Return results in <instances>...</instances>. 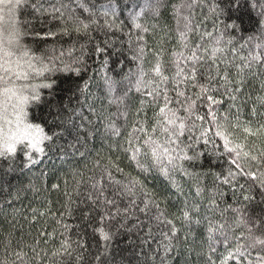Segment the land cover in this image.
<instances>
[{"label": "trees", "instance_id": "trees-1", "mask_svg": "<svg viewBox=\"0 0 264 264\" xmlns=\"http://www.w3.org/2000/svg\"><path fill=\"white\" fill-rule=\"evenodd\" d=\"M15 19L25 49L40 58L32 60L34 67L49 69L36 76L20 61L15 71L31 72L33 85L51 84L38 87L40 99L27 111L29 122L52 140L42 154L25 145L13 153L0 148V264H221L250 233L264 238V185L240 175L223 183L234 165L211 123L196 121L191 135L199 137L202 126L212 142L201 138L195 152L185 148L195 159L176 160L174 169L161 171L145 144V132L161 144L166 140L157 125L159 107L146 95L151 86L136 88L141 67L148 73L159 59L171 76L179 54L195 49L204 57L199 83L207 82L209 66L219 70L211 71L219 88L214 94L222 100L218 119L227 116L230 125L238 116L256 131L264 124V63L250 54L264 53L256 47L264 45V0H21ZM141 45L143 61L135 59ZM213 48L223 49L215 63ZM245 63L251 67L241 72L236 65ZM225 71L233 81L227 87L239 88L231 93L235 101L221 87ZM207 112L201 103L198 114ZM141 125L145 131H136ZM244 135L242 127L234 133L239 142L254 144L257 154L264 150V136L243 141ZM188 136H181V147L194 143ZM135 148L140 153L132 159ZM250 163L257 176L264 171V162ZM133 182L136 195L130 197L124 189ZM145 200L173 221L177 232L170 241L162 235L170 226L155 219L152 204L150 211H138ZM185 210L191 222L182 218ZM101 228L110 240L101 238ZM258 255L264 252L250 250L228 264H250Z\"/></svg>", "mask_w": 264, "mask_h": 264}, {"label": "snow or ice", "instance_id": "snow-or-ice-1", "mask_svg": "<svg viewBox=\"0 0 264 264\" xmlns=\"http://www.w3.org/2000/svg\"><path fill=\"white\" fill-rule=\"evenodd\" d=\"M21 3V0H0V12H3L5 9L13 17V23H17L15 20V9ZM191 3L181 5V8L191 7ZM155 10V8L153 9ZM2 18V17H0ZM187 19V18H185ZM87 28V25L83 26ZM135 27L140 28L141 25L136 24ZM188 25L185 24V28ZM185 33H181V36H185ZM211 35V34H209ZM139 40H143V37H138ZM219 39L216 43L219 44ZM187 47V45H185ZM256 47H264V45H257ZM100 51V49H97ZM223 49L213 48L212 50V60L215 63V56L217 52H222ZM145 55V50L143 45L139 46L136 49L135 59L143 61ZM24 57H27L25 63L27 67L35 73L36 76H42L44 72L49 71L47 67H42L37 69L32 64V60H39V57H32L28 51L23 53ZM241 59H244L243 57ZM181 60L184 62L182 63ZM250 60L264 63V53L250 54ZM204 57L198 55L197 51L194 49L191 52V55L184 57L183 53L179 54V57L174 61L175 72L169 76L166 75V69L164 65L157 59L155 64L148 69V73H145L144 69L141 67L139 69L140 76L136 81L137 91H141L142 87L151 86V90L146 93L147 96L153 97V100L157 102L159 107V112L157 113V125L159 131L166 136V140L161 144L157 139H152V136L149 133L145 132V135L148 136V139L145 141V144L151 148L152 155L154 159L160 164L161 171L164 174H167L170 170L174 169L176 160H192L196 156H189L185 152V148L191 149L195 152V144L199 143L200 139L203 138L205 144L212 142V137L208 134L207 130H203L202 126L201 135L199 137L191 135L193 129H197L196 124L197 120L204 121L206 123H211L216 129L214 135L219 137L223 141V151L227 154L229 163L234 165V169L228 171L227 176L223 178V183H230L232 180L236 179L237 175L247 176L253 180H259L261 185H264V171H261L259 176L254 171H251L250 168L252 164L250 162H255L256 164H261L264 162V150H259L257 154L256 146L248 145L244 142H239L240 137H235L234 133L236 130L242 127L243 133L246 135L243 136V141H247L249 135L252 137L264 136V124H261L256 131H253L249 126L243 125L237 116L234 122H231L229 125V118L223 116L218 119L220 114L217 111V106L222 104V100L218 99L214 93H219V88L215 87L216 77L211 75V71L215 70L217 74L219 73L218 69H212L209 66L210 74L207 77L206 83H199L198 74L201 71V68L198 65H203ZM5 65H8L7 67ZM17 67H20V61H17ZM236 67L242 72L244 67H251V63H245L243 66L236 65ZM64 70H68L65 66ZM0 71L8 72L9 74L15 75L16 79L21 78L27 79L28 72H16L13 69L9 62L5 61L3 64H0ZM147 74H151L150 78L145 81L144 77ZM5 80V77L0 76V81ZM224 84L221 87L225 88V93L229 95V98L232 101H235L237 97L231 95L232 92H239V88H228L229 83L233 81L228 80L227 72L223 77ZM184 86V87H182ZM38 87L49 88L51 84H43L40 86L33 85L31 93H23L18 91V87L15 82L9 83L5 87H0V148L6 149L8 153H13L17 150V145H25L28 149L34 151L35 153H44L45 151V142L51 141L52 136L48 135L45 132V129L39 124H33L28 120V105L31 102L38 101L40 99V92ZM171 91L175 92V96L170 95ZM193 89H198L194 91ZM162 97V101L161 98ZM203 103L204 106L208 108V112L205 116H200L199 106ZM262 103H264V98H262ZM236 105L234 104L233 107ZM210 118V119H209ZM115 133L119 134V129H114ZM136 131L144 132V128L141 125ZM152 132H157V127L152 129ZM189 133L188 139L194 141L181 147L183 141L181 136ZM131 139V138H130ZM248 149V150H246ZM132 159H135L136 156L140 153L139 148L132 150ZM4 152L0 151V155H3ZM198 155V153H197ZM167 161V164L164 163ZM168 166H172L170 169ZM143 168V166L141 165ZM138 182H133L131 186H126L124 191L128 196H135L136 192L134 191L135 184ZM106 203L113 204L114 201H106ZM134 205L135 201H131ZM144 207L139 208L140 212L150 211L149 205L152 204L157 211L155 217L158 221H163L166 225L170 226L169 233H162L165 240L170 241L172 237L176 235V228L172 220L165 217L164 212L159 209L158 205H155L153 201L145 200ZM128 209L125 208L124 212L127 213ZM116 216L120 215V210L117 209ZM182 218L186 222H191L192 217L189 214V211L185 210L182 213ZM103 219V218H102ZM210 232L213 229H209ZM101 238L105 241L111 239V234L107 231H104L103 228L99 229ZM223 235V233H221ZM246 243L242 246H238L235 249V253L229 252L228 256L224 257L221 261V264H228V259H236L237 257L243 259L246 256L250 255V250H257L264 252V238L257 237L255 235H250L245 238ZM227 242V238H225ZM167 248L168 245H165ZM61 248L67 253L69 249V244L65 241ZM59 253H54L58 255ZM23 254H17V258H21ZM79 259V258H78ZM250 264H264V255H258L254 261H251Z\"/></svg>", "mask_w": 264, "mask_h": 264}, {"label": "clouds", "instance_id": "clouds-1", "mask_svg": "<svg viewBox=\"0 0 264 264\" xmlns=\"http://www.w3.org/2000/svg\"><path fill=\"white\" fill-rule=\"evenodd\" d=\"M0 64H3L5 61L9 62L11 67L15 69L17 67V61H26L27 57L23 56V53L27 51L25 45L22 42V33L19 28L18 23H13V17L5 9L3 12H0ZM16 20V19H15ZM6 67L8 65H5ZM27 67V64L24 65ZM27 79H17L13 74L8 72L0 71V76L5 77V80L0 81V87H5L9 83L15 82L18 91L23 93H31L32 86L29 77L32 75L31 72H28Z\"/></svg>", "mask_w": 264, "mask_h": 264}]
</instances>
